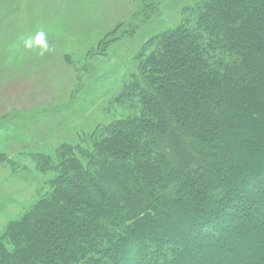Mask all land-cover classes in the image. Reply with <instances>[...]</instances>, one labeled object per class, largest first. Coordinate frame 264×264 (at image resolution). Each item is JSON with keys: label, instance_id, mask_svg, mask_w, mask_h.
Returning <instances> with one entry per match:
<instances>
[{"label": "trees", "instance_id": "trees-1", "mask_svg": "<svg viewBox=\"0 0 264 264\" xmlns=\"http://www.w3.org/2000/svg\"><path fill=\"white\" fill-rule=\"evenodd\" d=\"M156 11L138 0L105 49ZM180 16L143 42L107 124L33 154L54 175L1 233L0 264H189L227 220L205 264H264V0Z\"/></svg>", "mask_w": 264, "mask_h": 264}, {"label": "rangeland", "instance_id": "rangeland-1", "mask_svg": "<svg viewBox=\"0 0 264 264\" xmlns=\"http://www.w3.org/2000/svg\"><path fill=\"white\" fill-rule=\"evenodd\" d=\"M137 1L0 0V153L5 156L0 161V235L54 175L39 173L33 154H52L61 143L77 141L80 133L107 124L111 116L105 109L132 72V59L143 42L178 24L183 7L191 3L146 0L157 5L156 13L132 36L105 49L114 27L131 18ZM41 31L46 49L35 42ZM101 49L106 54L89 59ZM78 69H85L81 80ZM235 223L227 220V232L235 230ZM227 232L221 233L215 253L209 254L205 243L197 244L202 253L188 263L214 262L217 250H224Z\"/></svg>", "mask_w": 264, "mask_h": 264}, {"label": "clouds", "instance_id": "clouds-1", "mask_svg": "<svg viewBox=\"0 0 264 264\" xmlns=\"http://www.w3.org/2000/svg\"><path fill=\"white\" fill-rule=\"evenodd\" d=\"M35 42L37 45H39L42 49H46L48 47L47 41L45 39V33L44 32H38L36 37H35ZM26 45L28 47H31L32 44L30 41H26Z\"/></svg>", "mask_w": 264, "mask_h": 264}]
</instances>
